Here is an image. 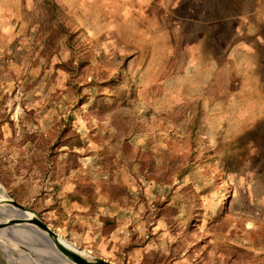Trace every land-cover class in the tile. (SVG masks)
Masks as SVG:
<instances>
[{
    "label": "rangeland",
    "instance_id": "rangeland-1",
    "mask_svg": "<svg viewBox=\"0 0 264 264\" xmlns=\"http://www.w3.org/2000/svg\"><path fill=\"white\" fill-rule=\"evenodd\" d=\"M157 11L0 0V186L115 264H264V57L241 89L230 60L192 57L193 27L152 24ZM22 228L0 227L5 260L44 248ZM45 250L8 263L71 264Z\"/></svg>",
    "mask_w": 264,
    "mask_h": 264
},
{
    "label": "crops",
    "instance_id": "crops-1",
    "mask_svg": "<svg viewBox=\"0 0 264 264\" xmlns=\"http://www.w3.org/2000/svg\"><path fill=\"white\" fill-rule=\"evenodd\" d=\"M130 3L132 8L159 10L145 14L152 24L193 27L192 57L230 60L242 75L241 89H248L245 75H260L264 57V0H108ZM132 16L135 17L134 14ZM222 49V54L217 50ZM260 81V80H258ZM249 83V82H248Z\"/></svg>",
    "mask_w": 264,
    "mask_h": 264
},
{
    "label": "water",
    "instance_id": "water-1",
    "mask_svg": "<svg viewBox=\"0 0 264 264\" xmlns=\"http://www.w3.org/2000/svg\"><path fill=\"white\" fill-rule=\"evenodd\" d=\"M7 204L14 210H18L20 212H23L24 214L23 218L11 220V223H9V225L27 227L31 229L32 231L34 230L44 231L49 241L53 243L66 256H68V258L70 259L69 261L71 263H75V264H115L110 261L98 258V257H93L82 250H78L77 248L74 247L72 243L66 240H63L46 223H44L37 215H35L33 212H31L30 210H28L21 204L17 203L10 197L7 199ZM2 226L3 225H1L0 227ZM60 239L63 240L64 242H61ZM57 258L60 259L59 256H57ZM0 264H8L2 257L1 253H0Z\"/></svg>",
    "mask_w": 264,
    "mask_h": 264
},
{
    "label": "bare ground",
    "instance_id": "bare-ground-1",
    "mask_svg": "<svg viewBox=\"0 0 264 264\" xmlns=\"http://www.w3.org/2000/svg\"><path fill=\"white\" fill-rule=\"evenodd\" d=\"M3 193V194H2ZM9 198V195L7 194V192L0 186V206L1 205H3V204H6L7 203V199ZM2 208V207H1ZM13 213L12 214H14L13 215V217L14 218H16V219H19V218H23L24 217V214H23V212H20V211H18V210H13L12 211ZM12 216V215H11ZM1 223V222H0ZM9 223H11V220L9 219V220H7V221H5L4 222V225L3 226H11V225H9ZM1 226V225H0ZM2 226V227H3ZM23 229V228H22ZM23 232H24V234H23ZM37 234H38V236H41L42 234V236L44 237V238H41V237H38L37 236V238L39 239V240H41L42 241V243L44 244V248L42 249V248H40L39 250L38 249H34V248H31L30 246H28V244L26 243V241H25V239H27V240H30V239H34V238H36V236H35V232L33 231H28V230H25V229H23V231H22V233H21V235L20 234H17V235H19L25 242L24 243H19L18 245H19V247L22 249H19V253L21 254V257H24V261H27L28 262V260L30 261V259H29V255H30V253L31 254H36V253H38L39 255H36L35 257H33V258H41L40 256H42V255H45V253H46V250L45 249H49L51 252H53L52 254H54V256H59L60 257V259H63L64 261H69L70 259L68 258V256H63V254H62V252L61 251H59V249L53 244V243H51L50 241H49V239H48V237H47V235H46V233H44V232H41V231H38L37 230ZM0 241H1V243L4 241H7V238H6V236H3V235H0ZM60 241L61 242H64L63 240H61L60 239ZM2 243V246L5 248V249H7V248H9V250H11L13 247L12 246H10L11 244H9V245H6L5 243ZM31 245V244H30ZM1 249V248H0ZM25 249H28L29 251H30V253H25L23 250H25ZM12 251V250H11ZM11 251H9V253H8V259H4L7 263H8V261H10V263H12L13 262V260L14 259H22L21 257H13L12 256V254H11ZM1 252V251H0ZM14 252V251H13ZM41 254V255H40ZM3 257V256H2ZM45 257H46V255H45ZM4 258V257H3ZM26 259V260H25ZM48 261V260H47ZM49 263V262H48ZM9 264V263H8ZM71 264H74V263H71Z\"/></svg>",
    "mask_w": 264,
    "mask_h": 264
}]
</instances>
